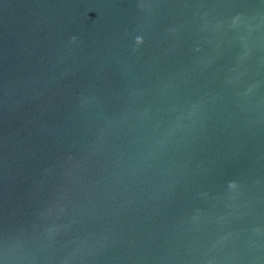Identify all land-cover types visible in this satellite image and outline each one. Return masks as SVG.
<instances>
[{"label":"water","instance_id":"1","mask_svg":"<svg viewBox=\"0 0 264 264\" xmlns=\"http://www.w3.org/2000/svg\"><path fill=\"white\" fill-rule=\"evenodd\" d=\"M0 264H264V0H0Z\"/></svg>","mask_w":264,"mask_h":264}]
</instances>
